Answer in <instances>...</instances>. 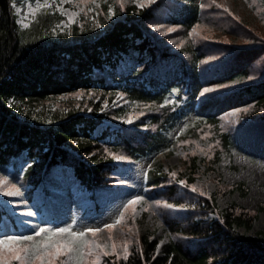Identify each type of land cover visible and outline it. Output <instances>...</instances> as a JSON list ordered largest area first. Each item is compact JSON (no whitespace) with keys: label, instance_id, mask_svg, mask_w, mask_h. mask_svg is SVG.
Returning <instances> with one entry per match:
<instances>
[{"label":"trees","instance_id":"16d2710c","mask_svg":"<svg viewBox=\"0 0 264 264\" xmlns=\"http://www.w3.org/2000/svg\"><path fill=\"white\" fill-rule=\"evenodd\" d=\"M11 1L0 0V173L11 171L14 180L27 184V200L35 202L37 193L45 197L46 176L57 167L68 168L78 187L91 191L113 186L111 182L116 179L125 180L119 177L113 155L139 159L172 147L174 141L168 131L191 113L197 116L193 128L205 125L215 128L216 138L212 142L218 139L219 147L213 159L216 164L219 153L232 146L229 133L216 128L220 110L208 108L218 97L237 96L234 103L238 107L250 103L254 107L250 121L264 119V76H250L249 66L253 62H242L248 55L254 58L260 52L247 24H241V31L247 34L242 42L247 45L226 41L224 45L234 55L220 60V71L210 76V82L231 84L242 77H247L248 82L203 99L205 78L197 64L201 58L197 49L187 43L186 53L183 48L171 50L157 41L146 25L156 17L185 30L191 29L202 12L194 0L182 5L155 0L145 7L127 2L122 8L116 6L112 20L104 23L102 31L82 35L74 26L75 34L58 38L25 37V31L15 21ZM164 14L165 20H162ZM230 19L240 22L238 17ZM224 35L232 34L225 32ZM128 53L132 63L125 59ZM76 91L102 95L120 91L132 100L156 104L157 111L147 115L153 127L136 123V128L130 129L123 124H106L110 116L96 103L89 111L71 107L55 112L49 120L39 119L28 108L24 109L26 104L36 105ZM170 95L172 99L167 101ZM103 124L105 127L95 134V129ZM24 161L30 164L19 169ZM126 180H130L136 192L149 198L161 195V189L169 197L178 190V181L168 183L169 176L160 165L146 170L140 177L129 176ZM191 180L189 177L188 183ZM243 189V183H238L227 192ZM211 195L203 197L200 204L215 211V217L206 219L203 215L207 211L187 207L189 219L184 223H166V239L161 241L156 231L145 227L138 243L125 257H105L100 264H264V232L249 233L264 206L254 212L232 203L218 209L215 191ZM169 197L167 200L179 206ZM33 205L40 208L39 202ZM7 214L0 202V228L5 224L4 218L11 228L16 227L13 217ZM194 216L199 219L194 220Z\"/></svg>","mask_w":264,"mask_h":264},{"label":"rangeland","instance_id":"374dc122","mask_svg":"<svg viewBox=\"0 0 264 264\" xmlns=\"http://www.w3.org/2000/svg\"><path fill=\"white\" fill-rule=\"evenodd\" d=\"M154 1L12 0L11 7L19 29L25 31V37L58 38L71 37L75 34L72 32L74 26L76 32L82 35L95 34L103 30L104 23L112 20V13L117 5L122 8V5L131 2L137 7H145ZM170 1L182 5L187 0ZM194 3L201 6L202 12L198 23L189 30L179 25L162 22L156 17L148 20L146 25L149 33L160 43L168 45L171 50L183 48L182 51L186 53L184 49L187 48V43L197 49L196 51L201 55L197 64L206 81H204L203 94L201 93L203 99L248 82L247 77L236 79L231 84L220 85L210 82V76L220 71V60L234 55L231 48L224 45L226 41L247 45L242 42L247 35L246 32L241 31L242 23L247 24L252 30L260 51L256 54V58L248 55L242 62L251 60L253 64L249 66L250 76L262 78L264 76V0H194ZM69 17L72 18L71 23ZM229 17H238L239 24ZM162 20H165V14ZM226 25L231 26L230 30L225 27ZM223 32L232 35L225 37ZM233 34L237 37H233ZM130 56V53L125 56L128 63H132ZM205 88L210 91L204 93ZM78 92L80 96L76 95ZM228 97H218L216 103L208 107L212 110H220L216 128L220 132H228L232 142L228 150L219 153L216 164L213 163V159L219 147L218 139L212 142V139L216 138L215 128L209 125L193 128L197 116L191 113L168 131L169 138L174 141L172 147L139 159H131L122 154L113 155V161L120 173L119 177L125 179L124 183L116 179L111 182L113 186H102L94 191L81 189L73 181L68 168L57 167L46 176L45 197L37 193L35 202H39L40 208L36 209V206L32 207L35 202L26 199L25 190L28 185L14 180L11 171L6 174L0 173V176L9 177L5 186L0 188V202L8 211L7 215L13 217L16 225L11 228L4 218L5 224H1L0 239H4L6 235L31 236L32 241H22V243L35 244L44 238L43 234L36 235L40 228H50L54 231L57 227H69L77 232H84L86 228H99L100 231L95 234L85 232L81 249L69 256H61L57 264H100L105 257L111 259L125 257L127 255L125 246L128 253L130 248L138 243L139 235L145 227L150 231H156L161 241L166 239L167 224L172 221L184 223L189 219L186 216L187 207L193 211L197 210V207L207 211L203 215L206 219L215 217V211L211 212L200 204L203 197H212L211 193L214 191L218 209H223L227 204L232 203L254 212L259 206H264V119L250 121V115L254 112L252 104L238 107L236 104L238 97ZM226 98H228L226 101H222ZM171 99L170 95L166 100ZM94 103L100 106L106 116H110L105 120L106 124H123L130 129L136 128V123H144L151 129L153 125L147 115L156 112L159 108L156 104L132 100L120 91L103 95L94 91H76L36 105L26 104L24 109L28 108L29 112L39 119L49 120L55 112L60 113L71 107L89 111ZM104 127L105 124L98 126L95 134ZM107 154L111 155L110 152ZM26 164L28 162L24 161L19 169H23ZM157 165L168 174V183L178 181V190L170 197L165 194L164 189H161V195L149 198L136 192L130 180H126L129 176L140 177L146 170ZM189 177L192 178L190 183L187 181ZM180 181L184 183L181 184ZM12 183L20 187L22 197H7L3 194L10 189ZM238 183H243V191L227 192V189ZM135 196H140L142 199L135 205L125 208L127 201ZM167 197L178 202L179 206L167 200ZM28 212L32 214L29 216ZM195 219L198 220L199 216H194ZM105 224H112L113 227L105 228ZM257 231L264 232V210L259 212L249 233ZM172 236L179 237L177 234ZM187 243L191 244V242ZM11 264H19V261L13 260Z\"/></svg>","mask_w":264,"mask_h":264},{"label":"snow or ice","instance_id":"6c2138e0","mask_svg":"<svg viewBox=\"0 0 264 264\" xmlns=\"http://www.w3.org/2000/svg\"><path fill=\"white\" fill-rule=\"evenodd\" d=\"M143 6V5H141ZM111 14V9L109 10ZM72 22V18L69 17V23ZM191 35V33H189ZM210 89L205 88L204 93H208ZM77 96L81 94L76 93ZM117 159H122L117 157ZM175 175V173H173ZM9 180L7 176H0V188L5 186L6 182ZM124 183V181H121ZM181 184L184 181H180ZM195 191V189H193ZM7 197H22L20 187L15 183L11 184L8 191L3 193ZM142 197L135 196L133 199L128 200L124 205L128 208L135 205ZM22 202V201H21ZM172 207V205H168ZM28 212L27 215H31ZM123 215V213H121ZM119 223V220H117ZM105 228H112V224H105ZM100 231L99 228L90 229L86 228L84 232H77L71 230L69 227H57L54 231L50 228H40L39 232L36 233L37 236L43 234L44 238L35 244L22 243L27 241H32L31 236H5L4 239H0V264H11V261H19V264H57V261L61 256H69L75 252H78L84 244L83 237L85 232H92L95 234ZM99 247V245H97ZM115 247V245H113ZM7 250V254H5ZM125 253L127 254V246H125Z\"/></svg>","mask_w":264,"mask_h":264}]
</instances>
